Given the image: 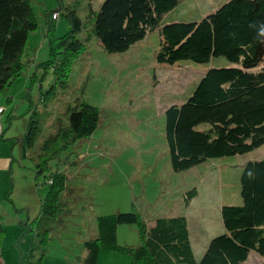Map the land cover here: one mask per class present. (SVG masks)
<instances>
[{"label": "rangeland", "instance_id": "obj_1", "mask_svg": "<svg viewBox=\"0 0 264 264\" xmlns=\"http://www.w3.org/2000/svg\"><path fill=\"white\" fill-rule=\"evenodd\" d=\"M103 1L30 0L38 28L28 37L23 59L34 64L0 95V264H84V243L97 236L96 219L131 211L147 226L157 218L186 217L198 263L206 239L224 233L221 208L242 203L243 166L264 159L262 146L185 172L171 170L165 110L184 103L205 71L233 65L223 58L208 64L159 65L155 61L158 30L126 53L109 55L93 38L86 40L91 33L85 29L80 38L86 47L71 64L67 87L57 86L50 92L55 78L38 64L48 58L51 14L60 15L52 32L59 38L70 31L65 12L73 11L82 22L88 21L89 12L98 10ZM227 1L180 0L161 24L197 22ZM82 102L98 109L97 129L88 139L68 146L48 163L47 171L37 174L31 154L57 128L67 132L65 111ZM33 111L39 120L38 138L34 149L24 154L22 141ZM57 171L64 177V188L56 202V218L49 221L41 215V206L51 190L47 179ZM192 189L197 194L186 206L184 195ZM46 228L49 235L38 237ZM139 243L136 226H118L117 248L102 249L97 264H130L124 249ZM257 257L261 259L251 253L245 264H264Z\"/></svg>", "mask_w": 264, "mask_h": 264}, {"label": "trees", "instance_id": "obj_2", "mask_svg": "<svg viewBox=\"0 0 264 264\" xmlns=\"http://www.w3.org/2000/svg\"><path fill=\"white\" fill-rule=\"evenodd\" d=\"M179 3L104 0L98 10L89 12L85 23L75 12H65L70 31L59 38L52 35L60 17L54 12L47 26L48 58L38 64L55 78L50 92L57 86L66 88L71 64L86 47L81 34L89 28L91 36L86 40L93 38L109 55L126 53L148 33L158 30L160 44L155 61L159 65L208 64L216 58L233 65L205 71L184 103L165 110L164 134L174 173L264 146V0H228L197 22L161 24ZM37 28L30 0H0V95L30 63L34 64L33 60L23 59V52L29 35ZM65 112L67 132L56 127L55 133L30 156L36 162L37 174L47 171L51 160L68 146L91 137L98 127V109L85 102L75 108L69 106ZM37 116L33 111L29 118L22 141L24 154L35 147ZM0 129L2 137L1 125ZM47 182L51 190L41 206V215L54 221L64 177L57 171ZM196 194V189L185 193L184 204L187 206ZM240 198V206L221 208L224 233L210 239L198 263L186 217L157 218L148 227L134 211L98 217L97 236L84 243L83 262L97 264L102 249L115 250L116 229L121 225L138 229L139 245L124 249L130 255V264H243L251 253L264 260V159L243 166ZM48 229L37 236L46 237Z\"/></svg>", "mask_w": 264, "mask_h": 264}, {"label": "crops", "instance_id": "obj_3", "mask_svg": "<svg viewBox=\"0 0 264 264\" xmlns=\"http://www.w3.org/2000/svg\"><path fill=\"white\" fill-rule=\"evenodd\" d=\"M187 221H188V219H187ZM152 225H153V223H152L150 226H148V227H151ZM188 227H189V222H188ZM189 232H190V230H189ZM213 237H214V236H212V237H210V238H207V239H206V242L203 243L202 248H201L202 253L205 251V249H206V247H207V245H208L207 243H209L208 241H210L209 239H211V238H213ZM190 239H191V235H190ZM249 256H250V255H249ZM256 259L261 260V261L264 262L263 259H259L258 257H257ZM243 264H245V263H243Z\"/></svg>", "mask_w": 264, "mask_h": 264}, {"label": "built area", "instance_id": "obj_4", "mask_svg": "<svg viewBox=\"0 0 264 264\" xmlns=\"http://www.w3.org/2000/svg\"><path fill=\"white\" fill-rule=\"evenodd\" d=\"M0 134H1V129H0Z\"/></svg>", "mask_w": 264, "mask_h": 264}]
</instances>
